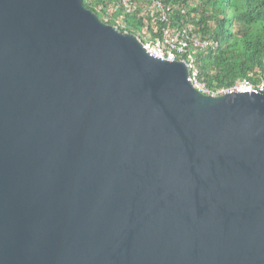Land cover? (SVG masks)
Here are the masks:
<instances>
[{"label":"water","instance_id":"95a60500","mask_svg":"<svg viewBox=\"0 0 264 264\" xmlns=\"http://www.w3.org/2000/svg\"><path fill=\"white\" fill-rule=\"evenodd\" d=\"M188 74L82 0H0V264H264V90Z\"/></svg>","mask_w":264,"mask_h":264},{"label":"trees","instance_id":"16d2710c","mask_svg":"<svg viewBox=\"0 0 264 264\" xmlns=\"http://www.w3.org/2000/svg\"><path fill=\"white\" fill-rule=\"evenodd\" d=\"M82 1L95 12L99 3H103L102 0L96 4ZM164 1L185 4L189 14L184 17L176 12L175 22L181 26L192 25L194 31L212 41L196 56L200 79L213 87L229 86L242 78L264 81V0ZM100 18L113 24L103 16ZM124 20L127 24L138 21L130 15Z\"/></svg>","mask_w":264,"mask_h":264},{"label":"built area","instance_id":"2783aa9c","mask_svg":"<svg viewBox=\"0 0 264 264\" xmlns=\"http://www.w3.org/2000/svg\"><path fill=\"white\" fill-rule=\"evenodd\" d=\"M87 2L96 4L98 0ZM102 2L96 8V13L111 20L119 30L134 34L149 55L161 60L184 61L189 72L187 80L197 91L219 96L264 90V81L252 82L248 78L237 79L229 86L215 87L200 79L196 56L198 51L206 50L212 41L194 31L192 25L187 23L181 26L175 22L176 12L184 17L189 14V8L185 4L164 0H102ZM196 3L192 1L193 5ZM127 15L134 16L138 21L127 24L124 20Z\"/></svg>","mask_w":264,"mask_h":264},{"label":"rangeland","instance_id":"374dc122","mask_svg":"<svg viewBox=\"0 0 264 264\" xmlns=\"http://www.w3.org/2000/svg\"><path fill=\"white\" fill-rule=\"evenodd\" d=\"M99 16L101 17L102 15H99ZM110 22H111V21H110ZM138 28H139V29H141V26H140V25H138ZM261 81H263V80H261Z\"/></svg>","mask_w":264,"mask_h":264}]
</instances>
